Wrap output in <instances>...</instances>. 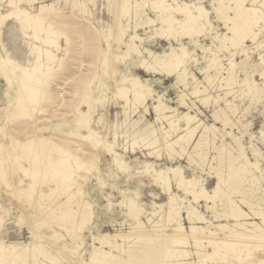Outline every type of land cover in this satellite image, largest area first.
<instances>
[{"label":"rangeland","instance_id":"1","mask_svg":"<svg viewBox=\"0 0 264 264\" xmlns=\"http://www.w3.org/2000/svg\"><path fill=\"white\" fill-rule=\"evenodd\" d=\"M115 2L117 0H0V56L14 61L17 69L13 74L18 76L23 70L37 73V54L33 46L41 42L33 36L30 27L19 23L15 6L39 14V6L48 5L49 9L41 15L46 14L55 31L51 35L56 37L55 44L51 45L56 59L41 75L42 83L30 81V85L29 81H24V85L21 84L20 90L24 93L19 94L23 95V101L18 99L19 85L6 83L0 67V148H11L7 152L0 151L1 250H12L9 241L16 240L22 244L15 252H21L24 245L23 251L31 255L36 249L34 246L40 244L39 247L51 252L58 262L49 261L44 254H37V259L49 264H66L69 253L56 248L69 243L70 237L57 225L59 219H54L50 208L56 210L58 203L71 192L76 194V198L70 200L73 208L87 199L93 211L87 227L79 222L77 228L73 224L68 230L79 235V242L83 241L78 251L84 259L92 244L101 246L93 243L91 234L111 236V243H117L121 249L112 247V255L125 257L128 250L141 246L135 242L137 234L156 229L172 235L180 224L182 232L188 235L190 226L209 224L195 219L196 215L206 216L214 225L233 224V220L223 216L224 198L219 194L213 196L219 176L239 177L245 186L250 185L243 177L246 174L259 178L261 187L254 192L227 193L250 214L251 219L245 221H262L239 201L240 198L252 204L259 201L264 209V200H261L264 198V6L261 0H125L126 12L116 21L127 26L123 39L134 31L139 34L134 43L141 50L139 55L129 56L123 54V42L112 38ZM80 4L87 11L86 18L78 10ZM162 4L167 7L163 9ZM236 5L249 9L251 22L247 36L237 45L229 29L237 20ZM168 16L179 19L165 20ZM146 19H154V22L144 23ZM180 49L183 55L176 69L162 65L171 50ZM106 54L111 60L115 58L113 54L121 55L115 59L117 68L125 72L128 65L132 74L154 91L143 90L137 97L130 89L117 94L114 76L100 63ZM180 72L187 74L186 81L178 78ZM230 74L234 75V81L226 85ZM103 82L108 85L107 89L102 90ZM194 87L197 92L190 90ZM158 93L163 94V104L168 109L160 110L155 106ZM89 113V125L95 132L114 142L112 151L87 143L73 133L77 120L88 118ZM185 113L193 116L188 124H184L182 118ZM192 128L194 130L189 131ZM78 133L85 135V128H80ZM48 135L52 136L49 141L42 139ZM16 140L22 144H17ZM36 141H40L37 147ZM253 151L258 156L257 167L252 165ZM63 152L82 163L91 162L88 169L72 167V179L68 181L73 180V184L67 190L56 182L59 177L56 168L64 163ZM115 152L121 163L115 160L112 154ZM8 154L12 156L7 158ZM33 154L42 158L38 165L27 159ZM243 164L246 167H242ZM239 167L246 168L247 172H235ZM43 169L47 171L42 173ZM154 169L161 171L159 179ZM178 170L190 181L189 185L178 186L175 177ZM220 187L228 190L224 183H220ZM131 188L137 189L133 195L140 209L137 219L127 208ZM198 188L205 190V194L194 200L191 191ZM20 191L28 196L23 197ZM75 199L78 202L75 203ZM189 203L195 206L197 213H190L188 217L190 211L186 206ZM17 217H20L19 223H16ZM30 232L41 237H31ZM53 232L57 236H51ZM117 234H126L129 238L122 240L117 236L114 240L112 236ZM218 234L222 236L221 231ZM253 243L256 241H249L246 248L226 253L224 258L206 260L202 264H264V241L258 242L262 246ZM186 246L190 250L185 258L188 262L197 261L195 252L212 251L209 246H194L191 237L187 238ZM101 248L108 249V246L103 244Z\"/></svg>","mask_w":264,"mask_h":264},{"label":"bare ground","instance_id":"2","mask_svg":"<svg viewBox=\"0 0 264 264\" xmlns=\"http://www.w3.org/2000/svg\"><path fill=\"white\" fill-rule=\"evenodd\" d=\"M126 2H127V0H126ZM261 5L264 6V0H261ZM127 6H128V4H125V0H117V2H115V4L113 5V11H115V19H114L115 23L113 24V32L115 31V34H113L114 37H112V38H114L117 42L118 41L123 42V44L125 45V48H124L125 50H124L123 54H126L127 56L131 55L132 53L139 55L141 53V50L138 48V45H136L134 43V38H136L139 34L136 31H134L132 34L128 35L125 39H123V36L126 32L127 26L125 27L124 25H122L118 21H116V20H119L120 17L122 16V14L126 12ZM232 6H233V4H232ZM240 6L241 5H238L236 8V14H237L236 23L229 27V29L231 31H233V33H234V42L233 43L235 45L241 43L244 40V38L247 36V34L249 32V31L247 32V29H249V27L251 26V22L249 21L250 20L249 9L242 8V6L240 8ZM162 7H163V9H165L167 6L162 4ZM238 7H239V9H238ZM48 9H49L48 5L47 6L46 5H40L39 6V14H31L27 10H25V8L21 9L20 7H17V6H15V8H14V11L16 10L15 14H16V18L19 21V23L22 26L30 27L34 31V32L32 31L33 36L36 39H38L39 41H41L39 43L40 45L33 46V48L36 50V54H37V57H36V59H37V65H36L37 73L36 74L33 72L28 73L26 70H23V72L17 76V74H13L14 70L17 69V66L14 64V61L11 60L10 58H7V57L3 58L0 56V67L3 69V76L5 77V79L7 81L6 83H9V84H11L13 82L17 83L19 85V87H18L19 89L17 90V94H19V93L23 94L24 93L23 91L20 90V86H21V84L24 85L23 84L24 81L25 82L29 81V83H27V84H30V81H32V83H35V82L42 83L43 79L41 78V75L45 74L47 69H49L50 62H52L56 59V54L51 47V45L55 44V42H56V37L54 35H51V32L55 33V31L51 28V22L47 20L46 14L41 15L42 11L48 10ZM173 9H174V7H173ZM78 10L84 13L83 15L85 18L88 16L87 11L84 9V5L80 4L78 6ZM226 13H228V12H226ZM189 18L194 19V17H189ZM177 19H179V18H177ZM177 19L176 18L174 19V17H171V16H168L167 18H165V20H170V21L171 20L177 21ZM152 22H154V19H146V21L144 23H152ZM143 31H145V30H143ZM254 31H255V29H254ZM144 33H148V32H144ZM255 35L256 34L253 33L251 36L254 37ZM108 36H109L108 34L105 35L104 39L105 38L107 39ZM220 37H222V36L220 35ZM109 46H110V43H109ZM116 50H118V49H116ZM146 50L148 51L149 54H151L153 56L155 55V53H152L151 50H148V49H146ZM180 50L181 51L171 50L166 55L165 59L162 60V65L168 66L169 69H172V68L176 69L178 64L181 62V56L183 55L182 49H180ZM103 51H105V50H103ZM108 54H110V52ZM113 55L115 56V58L113 57V60H111V58H109V56L107 57V54H106V56H103V58L101 59L100 63L103 66L104 70H105V66H106V68L109 69V71H110L109 74L114 76L115 86H116L115 90H116L117 94H123L128 89H130V90H132L133 94L137 97L138 94H140L143 90H146L149 93H152L154 91L153 87H151L148 83H145L143 81V79H141L137 75L132 74V71H131L132 69H129L128 65L127 66L125 65V68H126L125 72H121L117 68L118 63L115 60V59H119V57L121 58V55H119V54H113ZM141 63H143V61H141ZM127 71H130L131 73L129 74ZM16 76H17V79H16ZM178 78H180L181 81H186L187 80V74H185L184 72H180V73H178ZM233 81H234V75H232V74L228 75V77L226 79V85H230ZM197 85H198V83H196L195 87H197ZM106 86H108V85H106L103 82L102 90H103V87H105L107 89ZM195 87L191 88L190 90L197 92ZM29 91H30V89H29ZM162 95L163 94L158 93V96L154 100V102H156L155 106L159 107L160 110L161 109L165 110V109H168L169 107L166 104H163ZM18 97H19L18 99L20 101V100H22L23 95L21 97V94H19ZM28 100H29V98H28ZM78 114L81 115L80 109L78 110ZM182 118L184 120V124H188L189 122H191L193 120V116L189 115L188 113H185L182 116ZM89 119H90V113L88 114V118H85V119L79 118L77 120V123H76V128L74 129L75 131L73 133L81 136L83 140L87 141V143H90L92 145H98L99 144L101 147H103V148L105 147L106 149L110 148V150L112 151L113 150L112 145L114 142L107 140L106 137L98 135V133L95 132V130L89 125ZM82 127L85 128V130H86L85 135H81L78 133V130ZM193 130H194V128H192V130H189V131L192 132ZM51 138H52V136L48 135L46 138L44 137L42 139L49 141ZM39 142L40 141H36L35 146H36V144L38 145ZM16 143L19 144L21 142L16 140ZM31 148H32V146H31ZM1 149H3V151L7 152V151H9L8 149H11V148H8L6 150H4V148H0V151H1ZM63 154H64L63 162L65 164L60 163V167L56 168L58 173H59V174H57V176H59V177L57 178L56 182L60 184L62 189L64 188L65 190H67V189L71 188V186L73 184V180H72V182L68 181V180L72 179L71 178V175L73 174L72 167L76 166V168L82 167L84 169H88L87 167L91 162L89 161V162H83L82 163V162L78 161V159H76V157H73V156L69 157V154L66 152H63ZM112 154L114 155L115 160H117L119 163H121V160L119 159L118 154L116 152L112 153ZM238 154H239V156L242 155L241 152H239ZM253 154H254L255 159H254V162L252 163V165L257 167L258 156L256 155L255 151H253ZM36 155L33 154V156L29 155L27 157V159H29V163L38 165V161H41L42 158L40 159V157H36ZM6 156H8L7 158H9L12 155L8 154ZM7 158L5 160H7ZM0 161H2L1 155H0ZM7 163H8V160H7ZM66 164L67 165L69 164V166L65 167ZM229 165H231V164H229ZM124 166H125V164L122 163V168ZM242 167H246V166L243 164ZM242 167H239V169L236 170L235 172L239 171L240 173H246L247 172L246 168L243 169ZM35 170H36V168H35ZM41 171L42 170H40V172ZM46 171H47L46 169H43L42 173H45ZM154 172H155L154 174H155L156 179H159L160 175H161V171L154 169ZM37 174H39V170L36 173V175ZM175 177L178 181V183H177L178 186H180L182 184H185V186H187L190 184V181L185 179L181 170L176 171ZM243 177L248 179V181L250 182L249 186H245L243 184V182L241 181L242 179L239 177L236 178V177L229 176L227 178V177L219 176L217 178L219 182H218V184H217V186L213 192V196L219 194L224 198V200L226 202L225 203L226 209L223 211V216L228 218V219L233 220V224L229 225V224H225V223L224 224L218 223V224L214 225L211 220L206 218V216H204V215L197 216L196 215L194 217L195 219H200L201 221L208 222L209 224L206 227L190 226V228H189L190 233L188 235H186L185 233L182 232V230H181L182 227L180 226V224L177 225V227L175 228V231L173 232L172 235H165L164 232L159 233L158 230H156V229L154 231H151V232L147 231V232L137 234L135 242L141 243V246L136 248V249H133V250H128V254L125 257H120V256L118 257V256L112 255L111 248L112 247H114L115 249H119V248H118L117 243H115V242H114V244L111 243L112 242L111 236H109L108 234H103V235H101V234L100 235H92L91 234V238H92L93 243H99V244H101V246H95L92 244V248L88 252L87 259L82 258V254L78 250H79V247L83 244V241L79 242L78 241L79 235L76 236L75 235L76 233L75 234L71 233L68 230H71L73 224H74L75 228H77L76 224L79 222L82 224V226L85 225L87 227L88 224L90 223L91 217L93 215V211L91 210V204L87 199L82 201L81 204L76 205V208H73V206H71V204H70V200L76 198V194H75V192L74 193L71 192V193L65 195V199H62L58 203L59 205L57 206L56 210H54V208H50L51 209L50 210L51 215H53L54 219L55 220L59 219V221L57 222L58 223L57 225H60L61 228H63L66 231L65 234L68 237H70L69 243H62V245H59L56 248V250L57 251L58 250L63 251L65 249L67 250L69 255H68V253H66L65 256L68 255L70 257L68 259V262L66 261L67 262L66 264H202L206 260H215L217 258H224L226 253H228L230 251H234L238 248L239 249L246 248L249 244V241H253V242L256 241V243H255L256 245L258 242L264 241V209L261 207V205H260L261 203L258 201L255 204H252L250 202L245 201L243 198L239 199V201L241 203L246 204V206L249 209L248 211L251 213V215L259 216L262 218V221L259 223H255L254 221L247 222L245 220L249 217L250 214L248 212H245L241 208V206L239 204H237V200L228 197V195L231 192L232 193H245L246 191L254 192V190H257L261 187V185L259 184V178L257 176L246 174ZM63 182H64V184H63ZM220 183H224L225 187L228 190H222V187H220ZM76 186H78V185H76ZM136 191H137V189H134V188L129 189V195L127 197V199H128L127 200L128 201L127 202L128 213L133 215L135 219H137V217L139 215V210H140L139 204L136 202L135 198L133 197V195H135ZM262 191L264 192V189H262ZM191 192L193 194L192 196H193L194 200H196L199 195L204 196V194H205V190H203L202 188H198L197 191H195V192L191 191ZM227 192H230V193H227ZM20 194H21V191H20ZM21 195L25 198L28 196L27 194H24V192ZM261 200H264V198L262 197ZM74 201H75V203L78 202V200H76V199ZM186 208L188 211H190L188 214V217L190 216V213H193V214L197 213L195 206L191 205L190 203L186 206ZM33 213H35V212H33ZM49 215H50V213H49ZM20 217H17L16 223L20 222ZM189 219H191V218H189ZM248 219H251V218H248ZM21 220H23V219H21ZM36 220H37V218H36ZM0 222H1V224H3L2 223L3 221L1 219H0ZM48 222L50 223L52 221L49 220ZM37 224H40V222L39 223L37 222ZM37 224H34L33 226H35ZM34 228L35 227H33V229ZM219 231L222 232V236L218 234ZM73 232H74V230H73ZM36 235L38 236V234L36 232L31 233V237L36 236ZM51 236H57L56 232H53ZM117 236L120 237V239H122V240L129 238V235H126V234L113 235L112 238L114 240H117V238H116ZM38 237H41V236H38ZM188 237H191V240H192L194 246H204V247L209 246L212 248V251L211 252H208V251L195 252L196 256H197L196 262L185 261V258L188 257V255H190V250H188L186 248L187 247L186 243H187ZM61 238H63V237H61ZM1 239H3V238H1ZM92 241H91V243H92ZM9 242L8 243L10 245L9 244L8 245H9L10 249L12 248V250L7 252L6 249H2V250L0 249V264H25V263H28V261H29L28 258L31 259V264H49L46 262L45 263L42 262L39 258L37 259L36 258L37 254H41V255L44 254L45 257L46 256L48 257L49 261H54L56 263L58 262L56 260V257H53L52 255H50L51 252L48 253V251H46L42 245H41L42 248H40L39 247L40 244L34 246L36 249L34 252H32L31 255H27L26 252L23 251L24 248L26 247V246L24 247V245H23V248L21 246V248H22V250L20 249L21 252H15V248L22 244L21 241L12 240ZM251 243L252 242H250V244ZM103 244H106L108 246V249H102L101 247ZM255 244L253 243L254 246H255ZM31 245H35V244H31ZM259 245L262 246V244H259ZM12 251L14 253H12ZM119 251H121V249H119ZM249 252H251V251H249ZM245 253H246V251H245ZM29 254H30V252H29ZM241 254L242 253H240L239 255H241ZM239 259H240V257H239ZM241 260L242 259H240V261ZM63 261H65V260H63ZM28 264H30V261Z\"/></svg>","mask_w":264,"mask_h":264}]
</instances>
